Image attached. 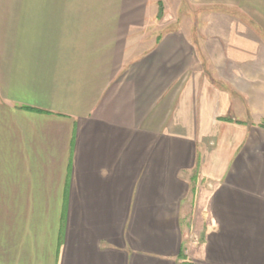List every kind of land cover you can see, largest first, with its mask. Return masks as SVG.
<instances>
[{
	"label": "crops",
	"instance_id": "0c3cea01",
	"mask_svg": "<svg viewBox=\"0 0 264 264\" xmlns=\"http://www.w3.org/2000/svg\"><path fill=\"white\" fill-rule=\"evenodd\" d=\"M187 1L0 0V264H264V0Z\"/></svg>",
	"mask_w": 264,
	"mask_h": 264
},
{
	"label": "rangeland",
	"instance_id": "374dc122",
	"mask_svg": "<svg viewBox=\"0 0 264 264\" xmlns=\"http://www.w3.org/2000/svg\"><path fill=\"white\" fill-rule=\"evenodd\" d=\"M167 4V2H166ZM162 11L160 14V9L158 11V18H157V23L155 25H153L154 28H151V31L156 30L158 32H162L165 29V26L167 25H171V24H176L181 23L180 20H182L184 18V13L187 16V14L189 13H196V10L191 8L190 3L185 0V6L182 7L181 11H178V4L174 3L173 0H168V4L167 6H165V3L162 0ZM160 8V6H159ZM166 12H165V10ZM176 17H179V21H175ZM185 20H187V18L185 17ZM156 28V29H155ZM149 31V29H148ZM194 209V214L191 215L194 225H197L199 223L198 219V215H200V212L202 210V207L199 204H196V206L193 207ZM190 209L192 210V207H190ZM196 236H190V240L192 243H196Z\"/></svg>",
	"mask_w": 264,
	"mask_h": 264
},
{
	"label": "trees",
	"instance_id": "16d2710c",
	"mask_svg": "<svg viewBox=\"0 0 264 264\" xmlns=\"http://www.w3.org/2000/svg\"><path fill=\"white\" fill-rule=\"evenodd\" d=\"M160 7H161V8H160V14H161V11H162L161 9H162L163 7H162V5H161Z\"/></svg>",
	"mask_w": 264,
	"mask_h": 264
}]
</instances>
